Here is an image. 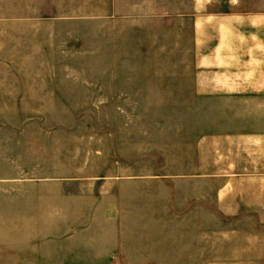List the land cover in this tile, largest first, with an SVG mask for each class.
Listing matches in <instances>:
<instances>
[{"label":"rangeland","instance_id":"obj_1","mask_svg":"<svg viewBox=\"0 0 264 264\" xmlns=\"http://www.w3.org/2000/svg\"><path fill=\"white\" fill-rule=\"evenodd\" d=\"M193 1L0 0V264H264V94Z\"/></svg>","mask_w":264,"mask_h":264},{"label":"crops","instance_id":"obj_2","mask_svg":"<svg viewBox=\"0 0 264 264\" xmlns=\"http://www.w3.org/2000/svg\"><path fill=\"white\" fill-rule=\"evenodd\" d=\"M213 1L224 3L227 11L206 13V5ZM193 5L196 6L194 22L198 24V60L206 66L211 64L213 73L220 76L218 81L214 78L213 86L254 87L264 94V4L256 12L240 10L246 6L244 0H208L207 3L194 0ZM246 75L248 79H244ZM117 247L113 243L101 250L93 247L89 254L94 259L90 262H112Z\"/></svg>","mask_w":264,"mask_h":264}]
</instances>
